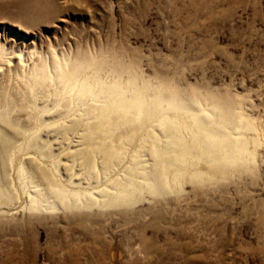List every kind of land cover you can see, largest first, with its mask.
Returning <instances> with one entry per match:
<instances>
[{"label": "rangeland", "instance_id": "rangeland-1", "mask_svg": "<svg viewBox=\"0 0 264 264\" xmlns=\"http://www.w3.org/2000/svg\"><path fill=\"white\" fill-rule=\"evenodd\" d=\"M109 92L192 156L153 174L159 126ZM2 131L0 264H264V0H0Z\"/></svg>", "mask_w": 264, "mask_h": 264}, {"label": "bare ground", "instance_id": "bare-ground-1", "mask_svg": "<svg viewBox=\"0 0 264 264\" xmlns=\"http://www.w3.org/2000/svg\"><path fill=\"white\" fill-rule=\"evenodd\" d=\"M68 72V71H67ZM67 74V73H66ZM76 74V73H75ZM78 74V73H77ZM80 75V74H79ZM77 75V76H79ZM69 76V75H68ZM67 76V77H68ZM76 76V75H75ZM71 77V76H69ZM80 78V77H79ZM63 79V78H61ZM67 79V78H66ZM64 79V80H66ZM69 80H71L69 78ZM79 80V79H78ZM77 80V81H78ZM68 81V80H66ZM72 81V80H71ZM76 82V81H75ZM83 82V81H82ZM81 82V83H82ZM77 83L80 84V82H76V84L74 87L79 90L82 94H85L83 92V90H85L86 88L84 86H80ZM84 84V83H83ZM93 86V85H92ZM91 86V87H92ZM90 87V88H91ZM94 87V86H93ZM95 88V87H94ZM93 88V89H94ZM101 88V87H100ZM103 88V87H102ZM97 90V89H96ZM103 90V89H101ZM106 90V89H105ZM111 90V89H110ZM99 91V90H98ZM96 91V92H98ZM6 93V92H5ZM103 93V92H102ZM96 94V93H95ZM93 95V94H92ZM103 95V94H102ZM101 96V95H100ZM99 96V97H100ZM114 96V95H113ZM171 96V95H170ZM169 96V97H170ZM97 97V96H96ZM178 97V95H177ZM103 99H105L107 101V106L106 109L107 110H117V111H123L124 113L127 114V116L130 118V121H138L139 122V127L143 128V127H147V125L150 122H154L157 123V125L159 126L160 129V135H156L154 137V142H153V146H151V156L153 157L154 160V164L152 166V170H153V174L159 172L160 170H171V169H175V168H180L181 165L184 164V162H186V160L192 156V151L191 150V145H189V142L186 140L185 136L183 135V132L181 131L179 124L173 120L169 114H167L168 112H166V110L163 108V105H157V106H150L149 107H145L143 106V104H137V105H133L130 104L129 102L126 101H118L119 98V94L117 96V99L115 97H112L110 92L109 93H104V95L101 97ZM128 98V97H125ZM168 98V97H167ZM180 98V97H178ZM3 99H5L6 101L9 99V96L4 94L3 95ZM142 99V98H141ZM129 100V99H127ZM135 100V99H133ZM166 100H169L166 99ZM140 101V100H139ZM162 101V98H161ZM163 101H165L163 99ZM135 102V101H134ZM142 102V101H141ZM143 102H145V100L143 99ZM142 102V103H143ZM159 102V101H158ZM166 102V101H165ZM7 103V102H6ZM139 103V102H137ZM170 103V102H169ZM159 104V103H158ZM182 104V103H181ZM180 104V105H181ZM185 104V103H184ZM154 105V104H153ZM156 105V104H155ZM173 105V104H172ZM166 106V105H165ZM183 106V105H181ZM169 108V107H168ZM175 108V107H174ZM180 108V107H178ZM177 108V110H178ZM167 109V108H166ZM179 120V119H178ZM6 121V120H5ZM181 122V120H180ZM130 123V122H129ZM132 123V122H131ZM134 123V122H133ZM205 124L204 121H202V119L198 118L195 124ZM184 123H182L183 126ZM135 126V124H132ZM137 125V124H136ZM206 125V124H205ZM10 126V125H9ZM153 126V125H151ZM207 126V125H206ZM137 127V126H136ZM185 127V126H184ZM3 128V127H2ZM12 128V126H11ZM138 128V127H137ZM3 130V129H2ZM8 130V129H5ZM185 130V129H184ZM15 131V129H14ZM186 131V130H185ZM5 132V131H4ZM3 131L0 132V153L1 156L4 160H6V156L9 152V149L13 146H11V140L8 137V135H6ZM11 132V130H10ZM8 132V133H10ZM7 133V134H8ZM16 133V131H15ZM224 133V132H223ZM190 134V133H189ZM219 134H221L222 136H224L222 133H218L217 131H213L210 133V136L206 139H202L201 137V144L200 147L203 149V151L198 155L199 158H201V160H211V161H217L220 159V156L217 154V152L221 151L223 152V154L225 156L229 155L230 150L232 147H234V143L235 141H233L231 138L226 137L225 140L221 142H218V139L216 138ZM200 134H198L199 136ZM229 135V134H228ZM158 136L162 137L158 139ZM197 136V137H198ZM189 137V136H188ZM192 137V136H191ZM196 137V138H197ZM230 137V136H229ZM191 138H189L190 140ZM222 140L219 138V141ZM192 142V141H191ZM196 142V141H195ZM193 143V142H192ZM191 143V144H192ZM199 143V141H198ZM193 145H195L193 143ZM199 145V144H198ZM197 145V146H198ZM200 148V149H201ZM198 151V150H197ZM196 151V152H197ZM210 153L208 155H204L202 156L204 153ZM114 152V151H113ZM206 154V153H205ZM1 158V161L3 162ZM183 163V164H182ZM203 163V162H202ZM211 164V163H209ZM208 164V165H209ZM215 165V164H214ZM213 166V165H212ZM218 166V165H217ZM133 171V170H132ZM131 173V172H130ZM131 175V174H130ZM4 178V177H3ZM3 182V181H2ZM1 192H0V197H1ZM97 239V238H96ZM96 243V242H95ZM94 242L89 243L88 245V249L86 252H88V254L90 256H88V258H86L84 264H106L105 262V258L101 252V249L99 248L98 245H96ZM108 243V242H107ZM107 246V245H106ZM104 249V248H103ZM87 254V255H88ZM106 256V255H105ZM76 263V262H74ZM79 263V262H77Z\"/></svg>", "mask_w": 264, "mask_h": 264}]
</instances>
